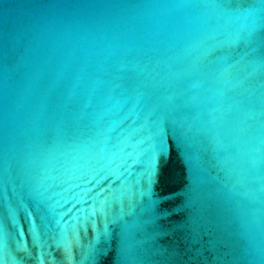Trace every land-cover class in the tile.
I'll return each instance as SVG.
<instances>
[{
	"label": "water",
	"instance_id": "obj_1",
	"mask_svg": "<svg viewBox=\"0 0 264 264\" xmlns=\"http://www.w3.org/2000/svg\"><path fill=\"white\" fill-rule=\"evenodd\" d=\"M0 264H264V0H0Z\"/></svg>",
	"mask_w": 264,
	"mask_h": 264
}]
</instances>
